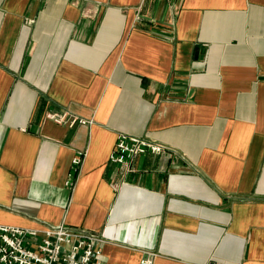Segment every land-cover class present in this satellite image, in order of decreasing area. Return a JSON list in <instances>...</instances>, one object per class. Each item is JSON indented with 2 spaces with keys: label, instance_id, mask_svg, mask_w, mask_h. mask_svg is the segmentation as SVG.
Returning <instances> with one entry per match:
<instances>
[{
  "label": "crops",
  "instance_id": "crops-1",
  "mask_svg": "<svg viewBox=\"0 0 264 264\" xmlns=\"http://www.w3.org/2000/svg\"><path fill=\"white\" fill-rule=\"evenodd\" d=\"M118 135L167 150L125 171ZM0 224L101 233V264H264V0H0Z\"/></svg>",
  "mask_w": 264,
  "mask_h": 264
},
{
  "label": "built area",
  "instance_id": "built-area-1",
  "mask_svg": "<svg viewBox=\"0 0 264 264\" xmlns=\"http://www.w3.org/2000/svg\"><path fill=\"white\" fill-rule=\"evenodd\" d=\"M49 117L57 124L71 127L87 123L68 113H53ZM117 138L110 163L125 171H130L134 158L148 153L157 155L167 150L166 146L151 139L128 135H118ZM81 161L82 155L75 158L73 164L79 165ZM75 179L76 171H72L66 182L68 187H74ZM103 236L86 228L65 224L48 225L42 232L0 224V264H101ZM141 264H153V259H145Z\"/></svg>",
  "mask_w": 264,
  "mask_h": 264
}]
</instances>
